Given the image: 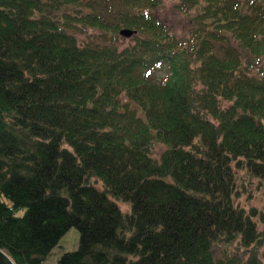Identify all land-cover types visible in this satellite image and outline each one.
<instances>
[{
  "label": "trees",
  "instance_id": "1",
  "mask_svg": "<svg viewBox=\"0 0 264 264\" xmlns=\"http://www.w3.org/2000/svg\"><path fill=\"white\" fill-rule=\"evenodd\" d=\"M160 5L0 0V264H43L72 226L58 264H264L236 201L239 169L264 188V0H179L186 36Z\"/></svg>",
  "mask_w": 264,
  "mask_h": 264
},
{
  "label": "rangeland",
  "instance_id": "2",
  "mask_svg": "<svg viewBox=\"0 0 264 264\" xmlns=\"http://www.w3.org/2000/svg\"><path fill=\"white\" fill-rule=\"evenodd\" d=\"M110 4L104 5L105 9H110ZM179 0H161V5L155 10V15L160 19L163 25L169 27L174 33L179 36H186L188 31V21H190V16L188 12L182 10L178 7ZM112 5V4H111ZM108 9V10H109ZM99 10V9H97ZM78 39L83 42L89 39L101 40L100 33L93 29H88L84 34H76ZM117 38V45L122 48L131 42V37H125L119 35ZM258 66L264 69V60L260 64H256L253 67L255 72L258 71ZM166 71L164 69L156 70L152 73V78L155 80H160L165 76ZM238 182L239 189H241L242 195L236 198V201L245 206L246 208L256 207L261 213V216H257L260 219V227L264 228V188L259 184L257 178H251L248 172L244 169L238 170ZM94 180V184L102 189V184L98 180ZM120 208L123 211H130V206L122 201H117ZM20 214L23 211L19 212ZM80 231L77 227H70L59 239L58 243L52 248L51 252L48 254L46 260L43 264H58V259L66 251H72L79 247ZM264 249L262 246L261 250Z\"/></svg>",
  "mask_w": 264,
  "mask_h": 264
},
{
  "label": "water",
  "instance_id": "3",
  "mask_svg": "<svg viewBox=\"0 0 264 264\" xmlns=\"http://www.w3.org/2000/svg\"><path fill=\"white\" fill-rule=\"evenodd\" d=\"M119 32L121 35L125 37H131L133 34L137 33V30L125 27V28H122Z\"/></svg>",
  "mask_w": 264,
  "mask_h": 264
}]
</instances>
